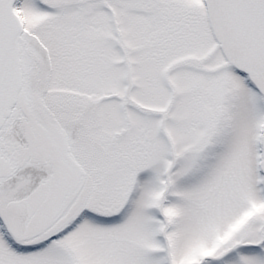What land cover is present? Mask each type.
<instances>
[{
    "label": "snow or ice",
    "instance_id": "obj_1",
    "mask_svg": "<svg viewBox=\"0 0 264 264\" xmlns=\"http://www.w3.org/2000/svg\"><path fill=\"white\" fill-rule=\"evenodd\" d=\"M0 264H264V0H0Z\"/></svg>",
    "mask_w": 264,
    "mask_h": 264
}]
</instances>
